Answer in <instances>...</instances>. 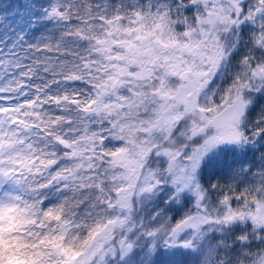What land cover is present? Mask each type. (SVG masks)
Instances as JSON below:
<instances>
[{
  "label": "snow or ice",
  "instance_id": "6c2138e0",
  "mask_svg": "<svg viewBox=\"0 0 264 264\" xmlns=\"http://www.w3.org/2000/svg\"><path fill=\"white\" fill-rule=\"evenodd\" d=\"M0 264H264V0H0Z\"/></svg>",
  "mask_w": 264,
  "mask_h": 264
},
{
  "label": "trees",
  "instance_id": "16d2710c",
  "mask_svg": "<svg viewBox=\"0 0 264 264\" xmlns=\"http://www.w3.org/2000/svg\"><path fill=\"white\" fill-rule=\"evenodd\" d=\"M5 2H6V0H5Z\"/></svg>",
  "mask_w": 264,
  "mask_h": 264
}]
</instances>
